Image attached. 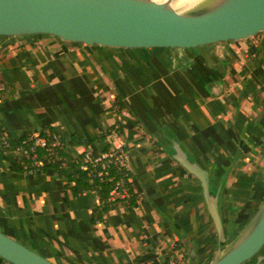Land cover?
Instances as JSON below:
<instances>
[{
  "label": "crops",
  "instance_id": "crops-1",
  "mask_svg": "<svg viewBox=\"0 0 264 264\" xmlns=\"http://www.w3.org/2000/svg\"><path fill=\"white\" fill-rule=\"evenodd\" d=\"M239 52L173 62L158 53L163 61L148 63L135 51L0 34L4 135L49 124L62 141L88 139L66 145L73 155L100 150L101 134L117 126L131 167L128 195L93 221L94 190L75 192L51 169L12 170L0 143V229L57 264H208L218 233L174 142L209 170L231 240L264 202V33Z\"/></svg>",
  "mask_w": 264,
  "mask_h": 264
},
{
  "label": "water",
  "instance_id": "water-1",
  "mask_svg": "<svg viewBox=\"0 0 264 264\" xmlns=\"http://www.w3.org/2000/svg\"><path fill=\"white\" fill-rule=\"evenodd\" d=\"M263 33L264 0H196L182 9L172 0H0L1 35H44L93 52L135 51L148 63L163 61L158 53L173 62L219 49L240 50ZM174 149L175 159L201 181L218 233L219 246L208 264H243L257 254L259 264L264 259V202L228 240L209 170L178 141ZM0 256L13 264H57L1 229Z\"/></svg>",
  "mask_w": 264,
  "mask_h": 264
},
{
  "label": "trees",
  "instance_id": "trees-1",
  "mask_svg": "<svg viewBox=\"0 0 264 264\" xmlns=\"http://www.w3.org/2000/svg\"><path fill=\"white\" fill-rule=\"evenodd\" d=\"M253 51L257 50V46L255 44H251ZM2 89H0L1 91ZM118 102L121 101L120 94L116 96ZM55 129L52 125L44 124L40 127L39 132L45 134L47 132H54ZM31 132H27L18 138H8L4 135L2 127H0V143L5 147L6 141L9 142L8 148H14L19 145L24 137H27ZM108 131H105L101 134V142L102 147L100 150L106 151L110 148V143L105 140L107 137ZM74 140L78 142H88V139H80V137L73 135L70 140L63 141V146H59L57 149L58 154L61 157H65L66 160L60 159L57 154H52V161L46 162L44 165L35 167L37 171L48 170L56 171L60 175H64L67 178L66 185L70 186L73 191L81 192L83 190L88 189H96L99 197L100 204L98 209L96 210L93 221L97 219H102L106 211H108L113 205V201L109 199L111 196V192L115 187V181L110 176L115 177H123L125 182V187L127 191L130 190V176L131 172L127 171L123 168H119L115 164H111L109 167V175L100 176L96 172H93V165L89 163L88 167L85 169L80 168V158L82 157L83 152L79 155L78 158L74 157L70 152L67 151L66 145L72 143ZM38 155L41 157L49 156L50 152L43 147H39L37 149ZM96 153L98 150L93 149ZM10 161V169L17 171H26L27 168L32 167V160L26 156H14L13 154L7 155ZM135 194L131 193V198L135 201ZM261 252H264V247ZM260 252V253H261ZM258 257V254L254 256L252 259L246 261L243 264L249 263L251 260ZM6 259L0 256V263L5 262ZM11 263V262H10ZM13 264V263H12Z\"/></svg>",
  "mask_w": 264,
  "mask_h": 264
},
{
  "label": "built area",
  "instance_id": "built-area-1",
  "mask_svg": "<svg viewBox=\"0 0 264 264\" xmlns=\"http://www.w3.org/2000/svg\"><path fill=\"white\" fill-rule=\"evenodd\" d=\"M108 142L110 143L109 150H98L96 153L93 148L83 150L82 157L80 158V168L85 169L89 163L93 165V172H96L100 176L109 175V167L111 164L117 165L119 168H123L127 171L131 170L129 154L126 148V141L124 139L122 131L119 127H113L108 130L107 133ZM9 142L6 141L5 149L8 150L14 156H26L32 160V167L27 168L28 172L37 171L35 167L44 165L46 162L52 161V154H57L60 159L66 160L65 157H61L57 149L59 146H63V141L60 133L57 131L47 132L42 134L38 131L31 132L27 137H24L19 145L14 148H8ZM39 147L46 148L50 154L44 158L38 155L37 149ZM73 154L78 158L82 153ZM115 181V187L111 192L110 200L116 198L117 195L127 196L128 191L125 187L123 177L110 176ZM94 190L97 194L96 189ZM99 196V194H98Z\"/></svg>",
  "mask_w": 264,
  "mask_h": 264
},
{
  "label": "bare ground",
  "instance_id": "bare-ground-1",
  "mask_svg": "<svg viewBox=\"0 0 264 264\" xmlns=\"http://www.w3.org/2000/svg\"><path fill=\"white\" fill-rule=\"evenodd\" d=\"M195 1L196 0H172V5L176 9H182V8L187 7L188 5H190L191 3L195 2ZM169 9L171 12L173 11L172 7Z\"/></svg>",
  "mask_w": 264,
  "mask_h": 264
},
{
  "label": "rangeland",
  "instance_id": "rangeland-1",
  "mask_svg": "<svg viewBox=\"0 0 264 264\" xmlns=\"http://www.w3.org/2000/svg\"><path fill=\"white\" fill-rule=\"evenodd\" d=\"M261 36H262V34H260L259 36H256L255 38H253L252 42H256V41H258V39H259ZM250 43H251V42H250ZM248 45H249V44H248ZM248 45H247V46H248ZM220 47H221V46H220ZM220 47H219V48H220ZM243 49H244V48H241V49H240V52H241V53L243 52ZM220 51H222V50L219 49V52H220ZM240 52H239V53H240Z\"/></svg>",
  "mask_w": 264,
  "mask_h": 264
}]
</instances>
